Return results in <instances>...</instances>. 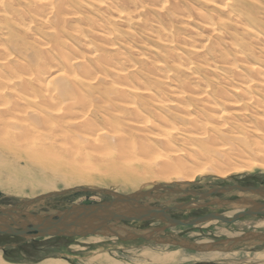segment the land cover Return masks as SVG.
Returning <instances> with one entry per match:
<instances>
[{
	"label": "bare ground",
	"instance_id": "obj_1",
	"mask_svg": "<svg viewBox=\"0 0 264 264\" xmlns=\"http://www.w3.org/2000/svg\"><path fill=\"white\" fill-rule=\"evenodd\" d=\"M181 1L0 0V157L65 171L72 181H96L115 171L133 188L155 178L178 182L206 170L221 175L263 166L264 28L256 10L264 12V0H197L206 9L193 10ZM89 9L101 16L93 19ZM142 11L154 14L151 30L167 47L175 44L170 31L177 19L190 22L193 16L208 36L185 42L183 51L166 59H147L140 70L112 34L115 25L131 34L130 25L144 22ZM229 25L253 44L224 41ZM211 52L218 61L209 58ZM174 71L191 82L174 79ZM201 71L229 72L232 80L224 87L203 79ZM235 192L238 197L224 200L237 209L231 214L264 202L257 194ZM167 194L189 197L159 192L149 202ZM95 258L123 264L107 253ZM0 264L12 263L0 255ZM41 264L68 263L50 258Z\"/></svg>",
	"mask_w": 264,
	"mask_h": 264
},
{
	"label": "rangeland",
	"instance_id": "obj_2",
	"mask_svg": "<svg viewBox=\"0 0 264 264\" xmlns=\"http://www.w3.org/2000/svg\"><path fill=\"white\" fill-rule=\"evenodd\" d=\"M114 1L120 2V0ZM178 1L182 2L181 0H174V2ZM187 2L185 6L187 9H206L205 6L197 0H187ZM150 4L151 1H145V5L150 6ZM260 10L263 9L258 8L256 10L259 12L257 16L260 26L264 28V12L262 13ZM88 14L91 15L93 19L101 16L96 10L90 9L88 10ZM141 18L144 21L143 24L130 25L131 34H125L121 28L122 26L115 25L112 36L115 40L119 41L116 44L119 51L130 58V60L136 62L138 68L143 71L148 67L146 63L147 59H166V56L171 53V51H183L181 45L185 44V42H197L198 38L208 36V32L199 26V21L193 16L190 17V22L185 21V19H177L173 21V26L170 31V37L175 39V44L171 47H167L162 41L155 38L151 30L150 26L156 23L154 21V14L150 11H142ZM165 25L168 26L167 23ZM223 31L224 41L230 38L236 39L242 43L249 42L253 44V39L249 35L240 33L232 25L224 27ZM218 44L224 47L221 41H218ZM224 48H226V46ZM227 49L228 48H226V50ZM226 52L228 58H231V51ZM248 54L252 59L256 57V54L250 55V52H248ZM211 56L212 57L209 58L212 61L219 60L217 58V53H213ZM197 74L203 79L210 80L211 83H216L218 81L223 84L224 87L227 86L225 84L226 81L232 80L231 73L229 72H225L221 74V76H213L203 71ZM173 78L178 80L184 79L185 81L191 82L189 77L182 71H174ZM153 84L156 86L162 85L157 83ZM169 85L171 84H163L162 86L167 87ZM163 96L169 98V95L165 92H163ZM195 109H197V107L192 110L195 111ZM232 156H235V153L232 154ZM260 165L256 164L251 168L242 167L239 168V170L232 169L225 172L226 174L224 173L221 175H217L218 173L214 171L206 170L202 173H195L191 180L178 182L155 178L149 182L142 183L137 188H133L130 181L118 177L115 171L113 173L110 172L100 175L96 181H72L71 176L65 171L59 172L51 168L41 170L33 164L26 163L23 159L21 160V158L3 156L0 157V207H12L24 199H30L48 192L63 191L75 187L86 188L91 191L77 190L61 195L50 196L31 205L29 209L47 214L66 208L71 204L99 202L111 197L109 194L101 192V190L127 194L138 190L151 189L159 184L196 191H205L212 187L226 184L258 186L264 185V165ZM132 166L141 169L137 164H132ZM117 168L119 172L123 170L120 167ZM235 195L236 192L234 191L226 195L220 194L217 197H228L229 199H233ZM187 198V196L167 194L164 201L161 200L154 203L158 205L162 203L171 204L172 202L177 203ZM213 199L217 198L213 197ZM209 205L211 204L209 203ZM209 205L207 203L205 206L175 210L172 213L177 218H188L215 209L216 212L226 217H231L234 214H231L232 211L237 210L231 209L230 206L226 204H214L212 207ZM257 222L263 223L264 216H244L232 223H224L217 219H211L195 226H174L168 233L194 242L207 243L217 241L221 238L235 236L246 231L254 230L264 232V225L256 227ZM158 223L159 222H152L150 224L155 226ZM150 224L146 222L136 225L133 224V226L139 229H147ZM106 253L123 264H264V244L242 245L228 251L196 252L179 246L155 241H144L141 239L122 241L118 238H111L103 235H90L75 238L51 237L38 238L35 240H27L10 235H0V255L5 261L12 264H41L50 258L63 260L68 264H105L108 263L107 260H98L95 257Z\"/></svg>",
	"mask_w": 264,
	"mask_h": 264
},
{
	"label": "water",
	"instance_id": "obj_3",
	"mask_svg": "<svg viewBox=\"0 0 264 264\" xmlns=\"http://www.w3.org/2000/svg\"><path fill=\"white\" fill-rule=\"evenodd\" d=\"M77 190L91 191L86 188L75 187L24 199L12 207H0V235L35 240L38 238H71L99 234L107 237L115 236L122 241L136 239L155 241L196 252L228 251L242 245L264 244V232L260 231H246L235 237H225L207 243L183 239L165 231L171 226H192L211 219L232 223L247 215H264V202L254 203L253 206L238 211L231 217H224L219 212L214 211L188 218H175L168 213L169 209L183 210L199 207L197 201L206 200L216 194H226L233 191L257 194L264 198V185L226 184L198 192L159 184L151 189L138 190L127 194L101 190V192L107 193L111 197L99 202L71 204L66 208L47 214L29 209L31 205L50 196ZM159 192L180 193L192 196V198L186 202H177L171 206L162 207L154 202H149L150 198L157 197ZM154 221L160 222L162 225L151 226L147 231H139L137 227H130L136 222L152 223Z\"/></svg>",
	"mask_w": 264,
	"mask_h": 264
},
{
	"label": "flooded vegetation",
	"instance_id": "obj_4",
	"mask_svg": "<svg viewBox=\"0 0 264 264\" xmlns=\"http://www.w3.org/2000/svg\"><path fill=\"white\" fill-rule=\"evenodd\" d=\"M218 195H220V194H216V195H214V196H212L211 198L213 199V197L214 198H217V199H214V200H218L219 201V203L221 204H225L224 203V200H228L229 198L228 197H217ZM236 197H238L237 195H235V197L234 198H236ZM192 198V196H189L186 200H183V201H180V202H186V201H188V200H190ZM233 198V199H234ZM212 199H210V198H208V199H206V200H202V201H197V204H199L200 206H205L207 203H208V205H209V203L211 204V205H209L210 207H212V206H214V204H216L215 202H214V200H212ZM202 202V203H201ZM173 203H175V202H172L171 204H166V203H162V204H159L160 206H166V205H168V206H171ZM175 210H177V209H169L168 210V213L172 216V217H175V215L172 213L173 211H175ZM213 210H215V209H211V210H208V211H206V212H204V213H207V212H209V211H213ZM216 211V210H215ZM204 213H202V214H204ZM201 214V215H202ZM197 216H200V215H197ZM175 218H177V217H175ZM186 218V217H185ZM150 224V223H149ZM158 225H162V223H158L157 225H155V226H158ZM165 231H167V232H169L170 231V229H167V230H165Z\"/></svg>",
	"mask_w": 264,
	"mask_h": 264
}]
</instances>
